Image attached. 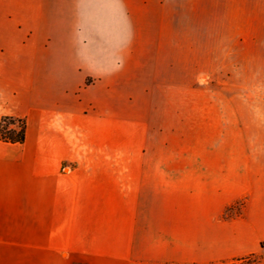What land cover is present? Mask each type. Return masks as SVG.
<instances>
[{"label":"crops","instance_id":"crops-1","mask_svg":"<svg viewBox=\"0 0 264 264\" xmlns=\"http://www.w3.org/2000/svg\"><path fill=\"white\" fill-rule=\"evenodd\" d=\"M204 52L212 126H191V138L208 153L171 156L188 126H170L164 103ZM4 116L25 120L26 139L0 140V220L16 211L64 230L0 233V264H241L259 251L264 0H0ZM172 162L215 179L195 204L214 224L247 196L216 249H88L92 239L67 231L102 227L136 243L140 196L148 205Z\"/></svg>","mask_w":264,"mask_h":264},{"label":"rangeland","instance_id":"rangeland-1","mask_svg":"<svg viewBox=\"0 0 264 264\" xmlns=\"http://www.w3.org/2000/svg\"><path fill=\"white\" fill-rule=\"evenodd\" d=\"M204 59V66L200 68L199 74L194 68L188 67L186 83H172L170 97L165 100L164 106L166 112L169 113L166 121L169 125L188 126L185 140L174 138L169 140V147L164 152L171 156L208 153L201 150L196 151L194 140L191 138L194 131L191 126H212L208 53L204 52ZM183 85L186 86L185 89H183ZM189 165L172 162L169 175L164 178L157 175L153 194L148 196V205L146 204L147 196L145 194L140 196L136 243H122L118 241L119 236L116 234L103 233L102 227L90 228L93 232H91L92 235L86 234L89 228L83 227L67 228V231H79L85 234L82 236L92 239L93 241L87 245L90 247L88 249H216L212 246L219 235L229 232L228 221L244 216V204L247 196L226 207L219 217V223L214 224L208 216L215 211L206 208L200 210L195 204L204 202L208 198L205 193L210 192V188L215 184V179L206 178L199 172H191L189 167L186 168ZM223 181L225 180H219L220 183ZM251 185L254 196H260L264 200V180H252ZM150 200H152V211H150ZM260 217L264 220V207L260 211ZM32 222V220L21 217L19 212L12 211L9 220H0V233L52 234L64 230V228L58 227H34L30 225ZM261 231L262 236H264V226H262ZM72 245L78 246V244ZM241 264H264V239L260 243L259 251L256 254L246 256Z\"/></svg>","mask_w":264,"mask_h":264},{"label":"trees","instance_id":"trees-1","mask_svg":"<svg viewBox=\"0 0 264 264\" xmlns=\"http://www.w3.org/2000/svg\"><path fill=\"white\" fill-rule=\"evenodd\" d=\"M26 139L24 119L4 116L0 120V140L11 144H23Z\"/></svg>","mask_w":264,"mask_h":264}]
</instances>
